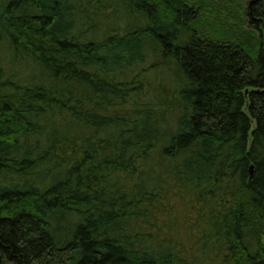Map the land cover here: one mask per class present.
Wrapping results in <instances>:
<instances>
[{
  "label": "trees",
  "instance_id": "1",
  "mask_svg": "<svg viewBox=\"0 0 264 264\" xmlns=\"http://www.w3.org/2000/svg\"><path fill=\"white\" fill-rule=\"evenodd\" d=\"M0 264H264V0H0Z\"/></svg>",
  "mask_w": 264,
  "mask_h": 264
},
{
  "label": "water",
  "instance_id": "2",
  "mask_svg": "<svg viewBox=\"0 0 264 264\" xmlns=\"http://www.w3.org/2000/svg\"><path fill=\"white\" fill-rule=\"evenodd\" d=\"M253 2H254V1H250V2H249V5H251V3H253Z\"/></svg>",
  "mask_w": 264,
  "mask_h": 264
},
{
  "label": "rangeland",
  "instance_id": "3",
  "mask_svg": "<svg viewBox=\"0 0 264 264\" xmlns=\"http://www.w3.org/2000/svg\"><path fill=\"white\" fill-rule=\"evenodd\" d=\"M248 3V2H247ZM14 70V69H13Z\"/></svg>",
  "mask_w": 264,
  "mask_h": 264
}]
</instances>
